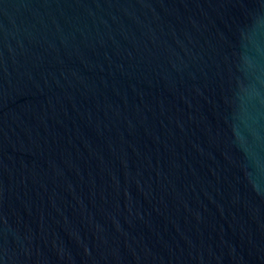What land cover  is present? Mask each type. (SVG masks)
I'll return each mask as SVG.
<instances>
[{
  "label": "water",
  "instance_id": "water-1",
  "mask_svg": "<svg viewBox=\"0 0 264 264\" xmlns=\"http://www.w3.org/2000/svg\"><path fill=\"white\" fill-rule=\"evenodd\" d=\"M0 264H264V0H0Z\"/></svg>",
  "mask_w": 264,
  "mask_h": 264
}]
</instances>
